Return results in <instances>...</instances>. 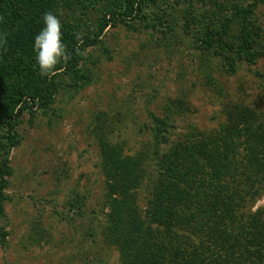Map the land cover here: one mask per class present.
<instances>
[{
  "label": "rangeland",
  "instance_id": "1",
  "mask_svg": "<svg viewBox=\"0 0 264 264\" xmlns=\"http://www.w3.org/2000/svg\"><path fill=\"white\" fill-rule=\"evenodd\" d=\"M52 2L62 30L80 38H94L103 17L118 22L56 77L50 106L0 129V171H8L0 264H122L107 215L125 161L137 175L130 210L144 221L161 156L185 140L222 137L229 107L264 123V0H151L127 21L118 17L124 0ZM238 10L256 37L253 63L236 56L237 24L222 34ZM263 205L261 195L252 211Z\"/></svg>",
  "mask_w": 264,
  "mask_h": 264
},
{
  "label": "trees",
  "instance_id": "2",
  "mask_svg": "<svg viewBox=\"0 0 264 264\" xmlns=\"http://www.w3.org/2000/svg\"><path fill=\"white\" fill-rule=\"evenodd\" d=\"M52 1L56 0H0V33H8L6 51L0 48V129L6 128L8 133L21 113L52 104L56 77L73 72L82 61L77 51L96 45L103 30L118 22L114 13L103 17L94 38L77 39L75 30L64 28L63 42L72 58L57 65L54 75L41 76L34 37L43 29L42 16ZM149 1L124 0V12L118 17L127 21ZM246 17L244 10L235 12L233 19L223 23L222 34L237 24L236 56L253 63L256 37ZM216 35L219 44L221 35ZM19 57L17 64L6 63ZM20 66L21 71L12 72ZM242 110L229 107L225 111L231 127H223L226 138H217V134L185 140L161 156L155 168L160 184L146 202L144 221L139 220L136 209L130 210L135 205L137 175L127 161L122 164L125 181L115 178L107 215L109 234L114 232V240L111 235L108 242L116 243L122 264H264V205L252 211L264 195V123L253 124ZM156 123L163 126L161 121ZM237 123L245 125L240 134L235 130ZM4 174L8 171H0V208Z\"/></svg>",
  "mask_w": 264,
  "mask_h": 264
},
{
  "label": "clouds",
  "instance_id": "3",
  "mask_svg": "<svg viewBox=\"0 0 264 264\" xmlns=\"http://www.w3.org/2000/svg\"><path fill=\"white\" fill-rule=\"evenodd\" d=\"M43 29L34 37L33 50L36 52V61L41 76L55 74L57 65L67 63L72 58L67 45L63 42L62 24L52 11L46 12L43 17ZM8 33H0V48L6 51ZM77 39L80 36L77 35ZM77 54H82L77 51Z\"/></svg>",
  "mask_w": 264,
  "mask_h": 264
}]
</instances>
